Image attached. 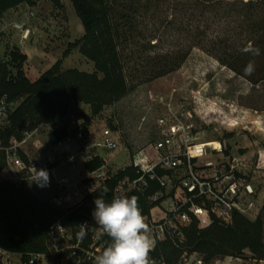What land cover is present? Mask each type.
I'll list each match as a JSON object with an SVG mask.
<instances>
[{
    "label": "trees",
    "instance_id": "16d2710c",
    "mask_svg": "<svg viewBox=\"0 0 264 264\" xmlns=\"http://www.w3.org/2000/svg\"><path fill=\"white\" fill-rule=\"evenodd\" d=\"M39 1L0 0V19L11 9L22 4L35 7ZM70 1L81 21L84 36L69 48L78 47L81 54L93 63L94 72L77 69L62 71L61 63L57 62L39 79L31 82L23 70L27 56L18 48H13L7 58L0 61V98L6 97L11 103L21 99V103L10 113L6 126L0 128V142L4 146L12 139L21 141L23 133H34L43 125L53 126L63 122L74 104L88 106L92 117L101 115L106 107L119 103L140 85L179 70L194 48L214 57L222 66L253 85L264 82V76L253 79L246 75L244 69L249 59L244 60L239 53H231L225 40L209 35L208 27L202 25L209 14H218L216 7L221 5V0ZM169 12H172L170 19ZM149 16L151 22H148ZM252 25L256 27L259 24L253 22ZM170 32H177L179 37L185 38L164 49L161 47L162 37ZM66 136L64 124L52 130L48 140L55 145ZM19 156L26 164L29 163L20 151ZM5 165L6 156L0 151V248L20 256L22 262L50 252L48 235L55 224H60L69 232L73 244H76L81 225L86 223L91 232L87 231L81 238V246L89 249L95 241L94 247L103 250L110 243V238L106 235L96 237L98 226L92 216L94 207L89 203H94L105 188L108 189L105 199L111 200L123 182L131 184L142 176L140 169L133 165L126 167L107 179L80 204L61 209L24 185L2 180ZM102 165L103 161L98 157L88 161L85 167L94 171ZM148 185L144 192L131 190L126 194L138 198L142 214L147 219L151 218V211L156 207L148 198L161 190L158 183ZM182 232L183 249L178 247V240L166 239L157 244L152 257L166 264H176L183 254L198 252L209 262L249 250L256 259L264 260V221L260 216L251 221L234 212L230 225L213 218L211 224L204 228H200L193 219ZM72 252H58L55 255L56 264ZM76 259L72 257L66 264H74ZM87 264H94L93 260Z\"/></svg>",
    "mask_w": 264,
    "mask_h": 264
},
{
    "label": "rangeland",
    "instance_id": "374dc122",
    "mask_svg": "<svg viewBox=\"0 0 264 264\" xmlns=\"http://www.w3.org/2000/svg\"><path fill=\"white\" fill-rule=\"evenodd\" d=\"M221 1V5L216 7L218 14H209L202 25L208 27L209 35L225 40L231 53H239L244 60L248 58L249 61H254L255 70L250 75L253 79L264 76V0ZM171 13L167 14L169 19ZM149 19L150 16L148 22H151ZM253 22L259 25L254 27ZM16 26L29 29L27 39H23L22 31ZM83 36V26L70 0H40L35 7L22 4L7 11L0 19V61H4L13 48H18L27 56L23 70L31 82L39 79L57 62L61 63L62 71L77 69L93 73V63L81 54L79 48H69ZM184 38L179 37L177 32H170L162 37L161 47L167 49L178 42V39L182 41ZM249 43L260 50L258 56L253 57L242 51ZM20 103L21 99L14 102L13 110ZM168 107L173 108L176 114L190 112L197 132H201L200 142L211 143V147H217V142L226 144L228 154L222 160L220 157L216 159L220 162L234 158L240 161L241 176L245 177L255 191L256 208L247 218L254 221L260 216L264 221V158L261 157L264 155V82L255 86L222 66L214 57L194 48L179 70L140 85L119 103L106 107L101 115L92 117L90 108L84 104H74L70 114L81 118L84 126L95 137H100L106 128L119 134L117 151H99L102 160L109 166V171L116 173L134 166L135 161L146 165L153 159V146L159 138L157 122L160 118H168ZM63 125L64 121L37 129L23 148L28 154L26 158L29 162L35 163L42 152L37 148V143L48 145L49 133ZM4 126L6 122H0V128ZM209 159L213 160L210 157L206 160ZM83 163L84 158L79 159L76 170L68 166L61 167L55 171V178L48 174L44 187H40L35 180L28 179L25 188L50 201L60 191L58 181L62 178H66L71 185L85 176ZM5 175L1 174L2 180ZM119 188L121 193L130 190L127 182H123ZM68 191L70 189L67 188ZM176 193L180 192L175 191L174 194ZM89 205L95 208L93 202ZM161 217L162 214L154 208L151 218H145V222L150 226L152 221ZM85 230H89L87 224ZM52 242L51 240V254L45 264H56L55 251H71L75 245L69 232L60 240ZM94 242L86 250L94 252L95 247L90 249ZM183 243L184 239H181L177 243L178 247L183 249ZM81 259L87 260L84 255ZM218 259H232L239 264L238 260L254 263L256 258L249 250H245L240 255ZM12 261L19 263L20 258L13 257ZM66 262L65 257L60 264Z\"/></svg>",
    "mask_w": 264,
    "mask_h": 264
},
{
    "label": "built area",
    "instance_id": "2783aa9c",
    "mask_svg": "<svg viewBox=\"0 0 264 264\" xmlns=\"http://www.w3.org/2000/svg\"><path fill=\"white\" fill-rule=\"evenodd\" d=\"M22 31L23 39H27L30 31L25 27L16 26ZM169 106V105H168ZM13 111V103L6 97L0 98V122H6ZM168 118L158 120V140L153 146L154 157L146 165L136 163L134 166L142 172V176L129 184L130 190L144 192L148 183H158L161 190L151 195L148 199L151 204L162 214L160 219H155L150 224V235L155 241L154 248L150 252L152 264H166L163 260L153 258L151 253L158 243L171 239L181 241L184 239L182 229L187 227L193 219L200 228L207 227L217 219L221 223H231L232 215L238 212L248 216L255 210V191L250 183L241 176L240 161L229 159L219 161L216 159L226 156V144L217 142V147H211V143L200 142V133L194 124V117L190 112L176 114L173 108L168 107ZM64 124L67 136L55 145L48 140V145L37 143V148L42 150L35 163L26 164L19 156V151L26 157L23 151L29 138L34 133H23V139L18 141L12 139L7 146L0 142V151L6 156V165L2 173L6 174L3 180L10 181L16 185H24L28 179H33V168L47 170L55 178V171L61 167L68 166L72 170L78 168V161L84 158L82 170L85 176L79 182L69 184L66 178L58 181L61 189L49 201L55 207L69 209L80 204L89 194L97 191L102 184L118 172L109 171V166L103 161V165L94 171H88L85 167L88 161L101 158L99 151L115 152L119 149L120 138L116 131L106 128L100 137L90 132L81 118L69 114ZM44 149V150H43ZM228 156V155H227ZM210 157L213 160L207 161ZM102 159V158H101ZM226 160V159H225ZM162 174H159V173ZM1 173V174H2ZM71 187H73L71 189ZM120 187V186H119ZM116 189L115 195L126 196ZM67 188L70 191L67 192ZM175 191L180 193L174 194ZM80 198V199H79ZM151 220V219H150ZM86 224V223H84ZM87 232V231H86ZM88 232H91L89 229ZM67 231L60 225L51 227L48 235L50 252L47 254L32 256L29 262L19 263L12 261V255L0 248V264H45L51 254V240L56 242ZM52 242V243H53ZM81 237L72 247V253L66 256V260L77 257L74 264H87L102 250L101 247H93L91 252L81 246ZM61 252L60 250L55 251ZM84 255L86 259H81ZM238 260V259H237ZM239 264H264V260L255 259L254 263L241 261ZM176 264H236L230 261L215 259L207 262L204 256L198 252L183 254Z\"/></svg>",
    "mask_w": 264,
    "mask_h": 264
},
{
    "label": "clouds",
    "instance_id": "9594fccd",
    "mask_svg": "<svg viewBox=\"0 0 264 264\" xmlns=\"http://www.w3.org/2000/svg\"><path fill=\"white\" fill-rule=\"evenodd\" d=\"M245 53L258 56L260 50L251 43L242 49ZM255 70L254 61H249L244 72L251 75ZM35 180L40 187L46 186L48 172L33 168ZM108 189L105 188L94 199L93 220L98 226L97 238L108 236L110 243L94 257V264H152L150 252L155 241L150 235L149 225L145 222L136 196L114 195L106 200ZM86 224L81 225V238L86 235Z\"/></svg>",
    "mask_w": 264,
    "mask_h": 264
},
{
    "label": "crops",
    "instance_id": "0c3cea01",
    "mask_svg": "<svg viewBox=\"0 0 264 264\" xmlns=\"http://www.w3.org/2000/svg\"><path fill=\"white\" fill-rule=\"evenodd\" d=\"M258 85H259V84L255 85V86H258ZM54 129H55V128H54ZM54 129H53V130H54ZM261 157L264 158V155H261Z\"/></svg>",
    "mask_w": 264,
    "mask_h": 264
}]
</instances>
